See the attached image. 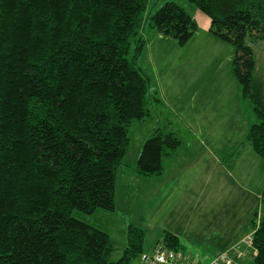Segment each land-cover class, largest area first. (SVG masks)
<instances>
[{"label":"trees","instance_id":"obj_1","mask_svg":"<svg viewBox=\"0 0 264 264\" xmlns=\"http://www.w3.org/2000/svg\"><path fill=\"white\" fill-rule=\"evenodd\" d=\"M184 1L233 47L232 74L256 119L245 143L264 161V83L255 79L248 43L264 41V0ZM150 3L0 0V264H132L146 252L145 231L131 224L127 247L113 260L110 234L74 214L116 210L129 128L151 115L149 105H165L138 64L150 38L160 34L184 47L198 31L179 3L146 16ZM184 143L157 127L133 170L163 176ZM260 196L262 214L250 222L251 264H264V188ZM162 234L158 242L185 252L177 235Z\"/></svg>","mask_w":264,"mask_h":264},{"label":"rangeland","instance_id":"obj_2","mask_svg":"<svg viewBox=\"0 0 264 264\" xmlns=\"http://www.w3.org/2000/svg\"><path fill=\"white\" fill-rule=\"evenodd\" d=\"M167 1H175L187 8L190 14L193 13L189 7L191 5L184 0H151L146 16L157 11ZM192 15L198 24V31L188 45L181 47L174 39L156 34L150 38V41H156L148 44L139 58L138 64L151 78L153 89L161 81L164 83L167 104L164 101L163 106H156L155 103L149 105L151 115L144 120L134 121L129 128L131 145L125 159L128 167L120 169L117 176L116 210H98L93 215L80 212L74 214L110 234L115 246L113 260L122 257L127 247V232L131 224L145 231V249H152L164 230L172 225L169 221L170 206L173 208L172 213L177 214L178 211L173 206L177 199L190 195L187 185L181 187L177 192L180 195L172 198L171 203L166 205L167 210L162 207L157 209L151 203L159 199V196L154 194L152 187L146 185L149 178L140 176L133 170L144 142L154 134L157 127L173 130L185 141L175 159L179 169L191 162L189 157L204 154L202 145H208L210 141L212 144L216 143L219 159L226 160L225 172L219 164L221 169H218L217 175L210 178L208 183L211 186L207 188L209 194L206 202L209 210L214 213V218L202 222L203 232H196L201 229L197 224L188 239L180 236L189 256L199 264L209 263V256L216 250H210V244L214 241L207 240L215 237L220 229L223 232L234 230L235 221L239 220L238 223L241 224L246 219H257L262 214L260 193L264 188V161L245 143L248 130L256 119L248 107L242 104L238 83L230 70L233 47L208 32L210 19L207 16L199 11ZM248 43L254 50L255 79L264 83V41L251 40ZM179 62L183 63V67L178 69L177 66H181ZM183 83L188 85L184 86ZM180 86L185 87L184 92H179ZM211 131L215 133L212 132L208 137L207 132ZM206 158L208 159L207 154ZM166 169L169 168L166 166ZM195 172L201 175L200 169L194 170ZM184 175L189 177V172ZM204 178L202 174V180ZM168 182L172 184L175 181L170 179ZM250 192L255 193V197ZM220 211L235 218L227 227L222 226L221 214L218 215ZM213 226L215 229H212ZM251 229L253 227L250 224L248 230L251 232ZM196 233L199 234L198 237ZM205 257L207 259L203 260ZM132 264L143 263L137 258Z\"/></svg>","mask_w":264,"mask_h":264},{"label":"crops","instance_id":"obj_3","mask_svg":"<svg viewBox=\"0 0 264 264\" xmlns=\"http://www.w3.org/2000/svg\"><path fill=\"white\" fill-rule=\"evenodd\" d=\"M189 7L193 10L194 14H197L198 10H196V8L194 6H189ZM193 18H194V16H193ZM209 27H210V23H209ZM209 27L207 28L208 32H209ZM155 35H154V37H155ZM155 41L156 40H152L148 44H150L152 42L154 43ZM232 58H233V54H232ZM232 58H231V61H232ZM231 61H230V64H231ZM179 63L181 64V66H177L178 69L183 67V63H181V62H179ZM230 70H231V66H230ZM231 72H232V70H231ZM183 84H184V86L188 85L185 83H183ZM158 88L160 90L162 99L167 104V97H166L167 91H166V88H165L164 83L162 81H161V84H159ZM184 88L181 87L179 92H184L183 91V90H185ZM238 91H239V88H238ZM212 132L215 133V131L207 132V136L209 137ZM202 134L205 135L204 133H202ZM210 143H211V141H210ZM210 143H208V145L206 144L205 146L202 145L204 150H205L204 154H201V155L196 156V157H189L191 162L190 163L187 162V164L185 166H183L181 169H179V167H178L179 164H177L175 162L176 157L166 160L167 164L165 163V165L169 169L165 168V173L163 176H161V178L160 177L149 178L148 182H147L148 184H146L147 186L153 188L155 195L159 196V199H157L151 203V205L153 207H156L157 209L158 208L159 209L165 208L167 210L168 207L166 205L168 203L169 204L171 203L172 198H174L175 196L177 198L178 195H180V194L177 195V192H178V189H180L181 187H185L187 185V190L190 189V191H189L190 195L187 194L182 199L178 198L176 205H173V206H175V210L178 211L177 214H176V212L172 213L173 208L170 206L171 217H170L169 221H171L172 225L168 226L167 230H164V231L172 232L173 234L177 235L181 240H182V238L180 236H182L183 239L184 238L188 239L190 232L194 231L195 226L197 224H198V226H200L201 229L196 230V232H203V230H202L203 223L202 222H206L207 220H209V218H214V213H212L209 210V206L206 202L207 198H208V194H209L207 192V188H208V186H211V184H208V183H209V179L214 177L215 175H217L216 173L219 172L218 171V169L220 168L219 164L222 165L223 172H225V170H224L225 165L222 164V160L219 159V152L217 151L218 149L215 148V147H217L216 143H214V144H212V143L210 144ZM210 145L214 148H212ZM206 154L208 155V159L206 158ZM202 165H203V171H202ZM199 169H200V174H201L200 176H199V174L197 175V172L194 173V170H199ZM201 171H202V173H201ZM185 172H189V177H186L184 175ZM190 174H192V175H190ZM202 174H204V176H205L204 180H202ZM170 179H173L175 182H173L172 184L171 183L169 184L168 180H170ZM170 187H172V189H170ZM196 187H198V188H196ZM166 190H168V192ZM251 195H253L255 197V193H251ZM163 211L165 212L164 209H163ZM173 214H175V216H178V218H175ZM219 214H221V220H222V226L223 227H227L230 224V222L233 219H235L233 217V215L228 214L227 212H224V211H220V213H218V215ZM251 220H252V217H251V219H246V220L242 221L241 224L238 223L239 220L237 222L235 221V223H234L235 229L234 230H232L230 232H228L226 230L225 232H223L224 230L220 229V232H217L215 237L207 240V241H210V240L214 241L212 244L209 243L211 246L210 250H212V248H214L216 250V252L214 254H212L211 256H209L208 259H210V258L212 259L217 253H219L221 251L229 250V249L233 248L234 246L240 244L245 239V237H247V235L249 236L251 234V232H250V230H248V227L250 226ZM213 227L214 228H212V229H215V226H213ZM247 230H248V232H247ZM196 235L198 237L199 234L196 233ZM213 245H214V247H213ZM146 251H148V250H146ZM204 259H207V257L203 258V260ZM203 260H202V262H203Z\"/></svg>","mask_w":264,"mask_h":264},{"label":"built area","instance_id":"obj_4","mask_svg":"<svg viewBox=\"0 0 264 264\" xmlns=\"http://www.w3.org/2000/svg\"><path fill=\"white\" fill-rule=\"evenodd\" d=\"M256 254L252 236L249 235L240 244L218 254L207 264H251ZM140 260L144 264H199L186 252L168 248L163 241H159L150 251L142 253Z\"/></svg>","mask_w":264,"mask_h":264}]
</instances>
